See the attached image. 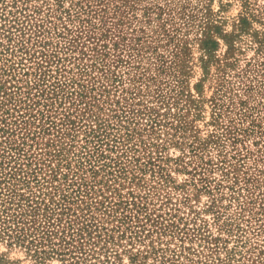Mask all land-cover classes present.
<instances>
[{"label":"rangeland","instance_id":"obj_1","mask_svg":"<svg viewBox=\"0 0 264 264\" xmlns=\"http://www.w3.org/2000/svg\"><path fill=\"white\" fill-rule=\"evenodd\" d=\"M0 176L112 264H264V0H0Z\"/></svg>","mask_w":264,"mask_h":264},{"label":"trees","instance_id":"obj_2","mask_svg":"<svg viewBox=\"0 0 264 264\" xmlns=\"http://www.w3.org/2000/svg\"><path fill=\"white\" fill-rule=\"evenodd\" d=\"M6 180L7 177L0 176V239H7L10 243L13 242L19 246H24L28 253L38 261L44 260L45 257L54 256L59 257L63 264H112L109 258L102 260L98 253L86 252L81 247H76L72 244L77 241L75 240L77 237H82L86 233L84 228H80L75 235H72L70 242L58 237L57 239L60 240V243H54L47 233L41 232L36 226L41 221L51 226L49 221L52 219V212L49 215L46 209L40 210L37 207H33L32 202H28V199H24L18 194L15 195L14 192L11 193H13L12 196L19 198L17 201L26 203H23L24 206L22 204L17 206L18 210L12 209V204L10 203L12 196L9 197L8 201L1 199ZM38 217H40V221H38ZM69 229L72 228L69 227ZM78 232L80 233L78 234ZM69 248H72V251ZM75 253H79L80 256H73Z\"/></svg>","mask_w":264,"mask_h":264}]
</instances>
